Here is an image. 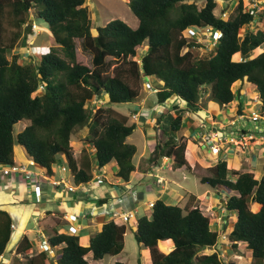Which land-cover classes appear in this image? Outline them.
Returning <instances> with one entry per match:
<instances>
[{"label":"trees","instance_id":"obj_1","mask_svg":"<svg viewBox=\"0 0 264 264\" xmlns=\"http://www.w3.org/2000/svg\"><path fill=\"white\" fill-rule=\"evenodd\" d=\"M127 2L139 19L138 27L113 18L97 26L94 35L86 0H0V165L15 164L18 143L49 175L65 157L77 184L93 179L94 160L99 168L116 161V176L128 181L136 169L133 158L137 148L127 138L136 124L113 105L136 102L141 83L148 77L164 82L157 91L158 102L176 95L192 107L202 105L205 96L222 105L231 104L240 96L234 86L249 83L260 94V113L264 115V31L244 29L255 21L256 14L243 0L227 19L215 13L217 0ZM33 9L48 26L55 43L46 50L32 45L27 55L31 61L23 63L21 53L13 50L19 39L26 45L34 34L29 24ZM6 22L15 29L9 42L4 39ZM192 27L221 32L207 55L201 53V43L184 34ZM77 38L92 53V65L78 59ZM143 44L146 50L138 55L137 49ZM102 98L107 107L86 106ZM238 110L245 114L241 101ZM16 124L23 126L17 133ZM84 127L88 129L85 141L95 151L92 155L83 149L76 158L71 142L76 129ZM182 127L180 113L170 128L179 132ZM165 134L155 155L170 157L174 167L195 171L200 182L227 195L225 209L235 214L229 241L233 247L247 243L252 251L251 264H264V175L258 178L253 172L231 169L226 160L198 171L188 162L191 146L197 142ZM196 199L191 194L185 205L158 199L150 217H139L135 238L149 248L151 264H225L217 250L203 252L211 246L217 248L220 238L209 216L194 204ZM253 204L259 208L254 210ZM12 223L10 213L0 209V256L15 248L9 264H92L86 258L90 252L93 260H101L119 255L125 248L127 226L113 219L87 243L78 235L48 231L50 245L60 247V253L53 254L45 250L31 253L33 244L26 235L16 246L12 244ZM164 240L174 245L169 252L159 246ZM115 264L126 263L118 260Z\"/></svg>","mask_w":264,"mask_h":264},{"label":"crops","instance_id":"obj_2","mask_svg":"<svg viewBox=\"0 0 264 264\" xmlns=\"http://www.w3.org/2000/svg\"><path fill=\"white\" fill-rule=\"evenodd\" d=\"M147 79L153 80L156 83L155 85L159 86L156 88L157 90L164 84L162 80L155 77H148ZM172 98L173 101L171 102ZM205 98L204 103L198 107H192L183 100L179 104L175 95L168 98L165 102H158L157 100V103H153L154 101L148 96L140 99L139 102L138 100L134 102L135 108L128 112L127 115L136 124V128L127 138V142L134 144L137 148L133 158L136 169L128 181L116 176L119 169L116 161L99 168L96 165V160H94L93 179L86 183L77 184L72 179L71 171L69 169L63 171L62 169L63 166L69 167L65 157L59 161L60 166L57 163L53 166L54 173L49 175L39 166L30 165L31 159L26 149L20 144L17 145V143L15 146V163L25 165L31 171V174L27 172L0 174V209L7 210L12 217L14 226L13 240L15 238L12 244L16 246L22 236L26 235L33 244V249L38 248V250H41L40 245L43 237L48 239L50 233L48 231L54 229L59 233L78 235L84 243H87L90 237L102 228L104 223L113 219L118 224H125L119 216L120 214L129 213L131 215L130 221H136V227L139 217L148 216V212L152 208L151 203L156 200L163 199L170 204H182V201L186 203L189 200L191 194L196 195L190 191H186L183 194L178 190L179 183L172 186L171 184L175 181H167L160 175L157 177L153 175L155 169L163 170L162 166L169 159L170 163H167V165L173 172L187 170L185 166L174 167L172 159L168 156L155 155L159 142L157 134L159 128L164 133L169 132L176 137L184 134L181 131L173 132L170 129L171 122L167 123L168 121H166L169 112H171V121L176 115L182 114V130H187L186 133L190 135L191 140H195L200 144L199 146L195 144L197 149L193 159L194 165L198 166L199 169L208 168L219 160H226L228 167L231 169L241 172L250 171L255 175L258 173L259 177H257H262L264 175V138L249 141L245 146L225 142L221 145L219 153H213L203 144L201 136H207V134L215 131H220L228 135V137L236 134L233 129L227 127L224 130H220L218 125L214 124L220 121L221 115L219 116V114L213 112L214 101L209 99L208 96ZM149 103L153 106H149ZM239 108L240 103L237 109ZM235 109L233 114L234 111L237 112ZM132 114L136 115L132 116ZM222 116L227 122L234 118L226 113H223ZM243 128L248 129L245 126H241L239 129L242 130ZM259 129L263 130L264 133V127ZM137 132H139V139L134 141L132 136ZM87 133L88 129L78 136L76 141L78 144L73 146L76 158L81 155L83 149H87L92 155L94 154L95 148L85 141ZM249 153H251L250 156L248 155ZM136 155L139 161H135ZM150 177H153L151 181L149 180ZM62 179H64V182L58 184L57 182ZM68 186H74V190L71 191ZM212 194L213 192L209 191L205 195L214 199ZM217 194L222 196L218 192ZM205 195L202 197L196 195V201L202 199ZM160 243L161 241L159 242L161 248ZM170 243L173 248L172 241ZM239 243L247 245L244 242ZM59 248H53L52 254ZM145 248H147L148 252L144 255L143 264H151L152 258L149 248L147 246ZM12 252L13 254L15 253V248ZM121 254L109 256L112 258L110 259L111 262L115 264L118 260L123 261ZM89 255L93 256V253L90 252ZM236 256L243 257V255L238 254ZM107 257L101 260H93L92 264H104V259ZM9 262L10 260L8 259L7 264ZM251 262L252 251L248 248L246 260L242 259L238 264H251Z\"/></svg>","mask_w":264,"mask_h":264},{"label":"rangeland","instance_id":"obj_3","mask_svg":"<svg viewBox=\"0 0 264 264\" xmlns=\"http://www.w3.org/2000/svg\"><path fill=\"white\" fill-rule=\"evenodd\" d=\"M240 0H217L218 6L215 10V13L217 15H220L223 18H228L231 14L236 13V7L238 5ZM245 6L247 9L253 10L256 14L255 21L249 26L245 25L244 29L245 30H258L261 29L264 31V0H243ZM200 5L204 4V1H199L198 2ZM86 5H88L89 10H90V15L91 19L93 22V28H92V33L94 35L97 34V26H101L106 24L108 21H110L113 18H120L126 21L130 26L133 28L138 27L139 24V19L137 16L133 13L131 10L130 6L128 5L127 0H86ZM35 18V22H37V28L33 29V36L30 35L27 39L26 45L23 44L24 40L19 39L16 44L17 47L14 48L13 52L21 53L22 60L21 62L23 63H28L31 61V58H29L28 52L29 48L33 45H39L44 48V50L47 49L50 45L55 43L54 38L52 35H50L49 28L46 24H44L37 16L36 14V9H33L32 14L30 16V19L33 20ZM6 30L4 32V39L6 42H9L14 36H15V29L8 23L6 22ZM184 34L186 36H190L191 38L196 39L199 43L202 44L201 53L206 54L209 53L212 49H214L215 44L217 43V32L215 33L212 29L208 30V28H203V29H197V28H189L184 31ZM50 35V36H49ZM75 45H76V52L78 54V59L81 60L84 63H87L88 65H92V53L88 50H86L83 46L82 39L77 38L75 39ZM146 44H143L142 46L138 47L137 52L138 55H141L145 52L146 50ZM258 53V52H257ZM256 52L254 55L257 54ZM10 58H11V53H10ZM160 83V82H159ZM156 83L153 82V80H148L147 78L143 80L141 83V95L138 98V102L140 99H143L145 96L150 97L153 103H157V95L156 91H158L156 88L159 86L155 85ZM235 91L238 89V96L242 99H239V97H236L234 102H232L229 105H222L221 103H218L214 101L212 110L214 113L219 114V116L223 115V113H226L230 117H236V126L231 125L228 126L229 129H233L235 135H238L237 130L241 128V126H245L249 130H253L255 132L259 131L261 127H264V120L260 119L259 121H253L252 120V115L255 112L260 113L261 111V104H260V94L256 89L255 85L246 83L244 85H236L234 86ZM243 96V97H242ZM206 97V96H205ZM175 98L178 99V103L181 104L182 100L175 95ZM173 101V98L171 102ZM240 101L243 103V112L250 117L246 119H239L238 114H240L239 110L237 107L239 106ZM106 106L105 105V99H96L93 102H87L86 106L87 107H94L97 108L99 106ZM115 109L122 111L123 113H128L132 109L135 108L134 103H119V104H114L113 105ZM149 106H153L151 103H149ZM236 108L233 114V110ZM235 116H233V115ZM133 116V114H132ZM177 116V115H176ZM175 116V117H176ZM220 116V121L215 123L218 125L219 123H225L227 124V120L224 119V117ZM173 118V120L175 119ZM173 120L171 121V112L168 113L166 121L167 123H172ZM170 123V124H171ZM166 124V122H165ZM167 125V124H166ZM171 126V125H170ZM16 133L19 131L23 126L21 124H16ZM171 129V128H170ZM87 131V127L84 128H77L75 131V135L73 137V140L71 142L72 147L77 145L78 143L76 142L78 140V136L81 135ZM187 130H182L184 134L185 139H192L186 133ZM158 134V133H157ZM139 132L134 133L132 136L134 141H137L139 139ZM166 135L164 131L160 132V138L162 141L166 138ZM180 137V136H179ZM76 142V143H75ZM19 145V144H17ZM200 144L197 143L196 146H199ZM196 146H193L191 148V152L189 155V164L191 167L193 166L195 169L199 170L198 166L194 165V157H195V150L197 149ZM248 152V151H247ZM249 156L251 153L248 154ZM75 156V155H74ZM76 157V156H75ZM79 158V157H78ZM135 161H139L138 156L136 155ZM167 163H170V159L166 162L164 166H162L163 170L155 169L153 172L154 177L157 176H162L164 177L167 181L173 180L171 185L174 186L175 184L179 183L178 190L185 194L186 191H190L198 195L199 197H202L203 195L207 194V192L211 191L213 192L214 199L212 197L206 196L203 197L202 199L197 200L194 204L198 205L202 211L209 216L210 222H211V227L214 230H217L219 232V244L217 248H206L203 250V252L206 253H212L215 250L219 252L221 255L223 261L225 264L227 263H232L235 262L236 264L239 263V261L246 260L247 257V251L248 247L247 245H244L243 243L237 244V247H233L231 242H229L228 235H229V227L232 224V222L235 220V214H230L227 212L225 209L224 202L228 199V196L221 193L222 196L217 194V191L214 190L211 186L208 184H204L200 182V178L198 177V174L195 171H189L184 169L183 171H175L173 172L171 168L167 165ZM57 165L60 166V163L57 162ZM244 165V164H243ZM246 167V166H245ZM258 173H257V175ZM153 177H150L149 180L151 181ZM218 195V196H217ZM217 196V197H216ZM187 203V202H186ZM185 201H182L181 205L186 204ZM252 208L254 210H257L259 207L257 205L253 204ZM152 214V208L148 212V216L150 217ZM135 223L136 221H130V222H125L127 226V233H126V245L123 250V253L121 254V257L123 258V262L125 261L126 264H143L144 261V255L146 252H148L147 248L143 244H140L136 238H135ZM15 241V238L13 242ZM12 242V243H13ZM167 243L165 244V241H161L160 245L161 248L165 252H169L172 248V244L170 241H166ZM241 247V249H240ZM13 251V250H12ZM7 252L5 255L0 256V264H6L7 260L9 259L10 261L13 260V257L15 256V253L13 252ZM39 251L38 248L33 249L31 253H35ZM55 253L59 252L58 249L54 251ZM90 254V253H89ZM87 255L86 258L89 260L90 263L93 262L92 256ZM238 255H243V257H238ZM23 257V255H21ZM112 259L111 257H107L104 259V264H113L111 262ZM2 260V261H1ZM246 263V262H244Z\"/></svg>","mask_w":264,"mask_h":264},{"label":"built area","instance_id":"obj_4","mask_svg":"<svg viewBox=\"0 0 264 264\" xmlns=\"http://www.w3.org/2000/svg\"><path fill=\"white\" fill-rule=\"evenodd\" d=\"M252 12H254L252 10ZM33 29L37 28V22H35V20L30 21V23ZM212 28H208V30H211ZM214 31V29H212ZM218 36L217 39L221 36V32H217ZM42 87V86H41ZM136 114H134L133 116H135ZM238 118L239 119H250V117H248L246 114H238ZM236 117L228 120L227 124H223V123H219L218 127L220 128V130H224L226 129L228 126L231 125H236ZM260 119L264 120V115H262L261 113L255 112L252 115V120L253 121H259ZM215 124V123H214ZM243 128L242 130L239 129L238 131V135H230L228 137V135L220 132V131H215L212 132L210 134H207V136H201L202 137V142L203 144H205L206 147H208L213 153H219L221 151V145L225 142H229V143H234L237 145H241V146H245L249 143V141H253L256 140L258 138H264V133L263 130L260 129V131H252L249 129H245ZM218 130V129H216ZM162 130L159 128L157 130L158 136H160V132ZM165 140V139H164ZM162 141L161 138L159 137V142ZM30 165H36L34 160H30ZM63 171L68 170V166H63L62 167ZM10 172H14V173H18V172H27L28 174H31V171L28 170V168L25 165L22 164H13V165H5L2 166L0 165V174L1 175H6L9 174ZM61 182H64V179H62L61 181H58L57 183L60 184ZM68 188L72 191L74 190V186H68ZM40 196V195H38ZM39 198V197H38ZM153 203H151V207H153ZM122 220L124 222H129L131 220V215L129 213H124V214H120L119 215ZM73 218L76 219V217L73 216ZM14 227V226H13ZM42 249L44 250H49L50 249V244L48 243L47 240H43L42 244H41Z\"/></svg>","mask_w":264,"mask_h":264},{"label":"clouds","instance_id":"obj_5","mask_svg":"<svg viewBox=\"0 0 264 264\" xmlns=\"http://www.w3.org/2000/svg\"><path fill=\"white\" fill-rule=\"evenodd\" d=\"M33 20H35V18H33ZM32 21V20H31ZM36 21V20H35ZM31 159V158H30ZM31 160H33V159H31ZM16 164V163H15ZM36 164V163H35ZM68 169L70 170V168L68 167ZM14 228V227H13ZM43 240H47L48 241V239L47 238H45V237H43V239H42V241ZM42 241H41V244H42ZM48 243H49V241H48ZM50 244V243H49ZM40 248H41V250H44V249H42V247H41V245H40ZM45 251H48V252H50L51 254H52V251H53V247L50 245V249L49 250H45Z\"/></svg>","mask_w":264,"mask_h":264},{"label":"water","instance_id":"obj_6","mask_svg":"<svg viewBox=\"0 0 264 264\" xmlns=\"http://www.w3.org/2000/svg\"><path fill=\"white\" fill-rule=\"evenodd\" d=\"M227 212L230 213V210L227 209ZM210 248H213V246H211Z\"/></svg>","mask_w":264,"mask_h":264}]
</instances>
